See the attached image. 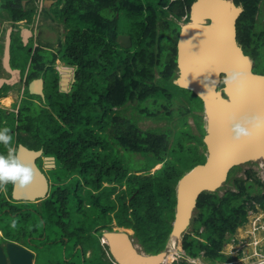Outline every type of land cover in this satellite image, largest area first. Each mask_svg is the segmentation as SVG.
Wrapping results in <instances>:
<instances>
[{"label":"trees","instance_id":"1","mask_svg":"<svg viewBox=\"0 0 264 264\" xmlns=\"http://www.w3.org/2000/svg\"><path fill=\"white\" fill-rule=\"evenodd\" d=\"M23 1L0 0L2 19L32 22L40 0H29L31 4L25 6ZM194 1L55 0L42 11L64 23L65 36L59 41V49L50 51L48 61L43 52L49 51L48 46L38 43L34 47L32 38L24 47L19 33H15L11 53L14 47L32 48L30 59L23 63V76L30 64L26 84L46 77L50 71L54 74L51 92L44 99L49 104V127L45 122L37 123L32 104L25 105V101L18 113L7 115L0 108V127L11 122L9 128L17 135L12 147L24 143L31 149L43 148L47 155L55 156L56 167L71 176L64 184L55 174L57 180L49 195L38 203L17 202L12 198L13 185H6L0 192V223L6 240L43 252L45 264H115L108 247L101 252L92 247L90 223L94 221V229L102 233L112 230L110 225L116 221L117 226L134 231L147 253L166 250L176 214L178 181L207 158L203 99L174 83L178 77L180 24L168 13L187 15L188 21ZM234 1L244 6L237 20V39L254 59V71L264 74V27L260 29L258 17L264 0ZM171 23L176 28L171 30ZM2 32L4 29H0ZM124 34L131 36L130 47L118 40ZM58 57L66 66L75 67V81L68 91L60 89V73L55 67ZM61 69L65 83L69 82L70 71ZM9 90V85L0 87V97ZM26 93L30 94L29 89ZM130 109L131 116H127ZM190 114L197 133L188 124ZM174 116L177 121L173 127L170 123L163 128L143 129L138 124L143 117L172 122ZM5 117L9 120L4 124ZM0 152H7L2 144ZM159 163L162 166L152 172ZM240 168L237 165L231 169L227 182ZM253 174L247 171L253 180L233 178L238 191L200 194L192 229L182 236L188 256L199 257L204 251L203 259L209 264L236 260L222 253L225 242L247 221L249 210H257V204L264 207V182ZM27 204L34 209L26 208ZM31 212H35L40 225L33 224L29 230ZM20 231H27L31 240L19 238ZM52 234L61 237L65 246L66 254L57 260L53 256L58 245L53 243Z\"/></svg>","mask_w":264,"mask_h":264},{"label":"water","instance_id":"2","mask_svg":"<svg viewBox=\"0 0 264 264\" xmlns=\"http://www.w3.org/2000/svg\"><path fill=\"white\" fill-rule=\"evenodd\" d=\"M46 1L49 4L54 2V0ZM243 11L244 6L236 4L234 0H196L191 5L189 21L181 24L178 41V77L174 83L182 88L192 90L203 99L206 120L204 142L207 147V158L204 163L198 164L186 172L178 181L176 188V214L170 237L171 241L180 239L187 231L201 193L204 191H217L227 181L229 172L233 167L247 162L258 161L259 159L264 161V126L253 129L250 136L238 141L233 140L231 134L227 135L225 131L223 132V137L217 138L221 128L216 125L213 116L221 107L222 110L217 112L220 115L219 117L223 116L224 111H233L231 108L234 106V102L237 101L235 100L236 98L244 100V105L240 104L236 111L241 113L253 112L254 110L250 111L249 109L251 108V101L257 95L259 99L255 110H258L264 116V74L254 71V59L245 53L243 46L237 39V20ZM191 33L204 34L206 37L213 36L219 39L216 50V57L218 58L216 60L221 62L222 65L217 63L213 65L214 63L212 64L213 60L211 59L209 67L228 70L237 69L245 73V78L236 85L237 90L234 86L225 88L223 85L220 87L222 83L220 81L224 75L222 72L215 73L214 80L216 83L214 85L211 82L206 84L203 80H200L198 75L203 73L204 66L212 54H208L205 51L203 55L202 48L194 46L192 51L188 49L193 53L192 57L187 59L185 55L187 46H185L183 41ZM223 39L226 47L222 43ZM118 40L124 47H130L132 44L130 35H120ZM10 44L11 35L8 34L3 59L4 66L12 71L13 74L18 75L20 71L12 69L9 64ZM201 53L202 55L200 56ZM65 68L70 71L71 76L72 73L74 75V68ZM63 76L64 74H61V83L62 85H67ZM6 81L12 82V80L0 78V86ZM74 81L75 78L73 77L71 82L73 83ZM206 85L213 89L207 92ZM29 92L33 95L45 97L42 77L30 81ZM214 101L218 103L217 109L210 106ZM17 153L24 163L31 164L34 169V176L31 183L26 187L13 186L12 198L16 201L28 202L44 199L50 193L51 183L50 178L37 165V159L43 154V149H31L20 143ZM44 159L46 169L56 167L55 156L45 155ZM188 204L190 209L185 212ZM120 228H113L103 232V236L108 240V248L115 260V264L161 263L160 257L167 251L149 254L131 237L132 229ZM34 257L35 253L33 251L13 241L6 242L5 250L0 246V264H34Z\"/></svg>","mask_w":264,"mask_h":264},{"label":"rangeland","instance_id":"3","mask_svg":"<svg viewBox=\"0 0 264 264\" xmlns=\"http://www.w3.org/2000/svg\"><path fill=\"white\" fill-rule=\"evenodd\" d=\"M168 13H169V18L171 20L183 23V21L185 19V16H180L179 17V16H177V15H175L172 12H169V11H168ZM35 16H36V12L33 14V19H34ZM45 17H46V15L43 14V16H42V12H40V16L37 15V18H35L34 23H32L34 25L33 26V28H34L33 36L34 37H32L33 40H34V47H36V45L39 43L41 45L48 46L49 49L50 48H55V47L59 49V47L57 45H55V44L59 43L60 40H63V38L65 36L64 35V33H65V25H64L63 22H61L59 20L56 21L54 19H49V16L47 18H45ZM258 17H260V19H259V22H260L259 27L261 29L262 27H264V2L261 4V10H260V13H259ZM51 20H53V21H51ZM122 24L125 25L124 23H122ZM35 25H38V29L35 28ZM170 25H171L170 26L171 30L176 28V24L171 23ZM20 27H25V25L21 24ZM40 27H41V29H40ZM40 33H41V36L36 37V35L40 34ZM4 42H5V34H3V37L0 36V44H1L0 45V78L5 79V80H7V79L11 80V79L14 78L15 75L12 76L7 71V69L3 66V65H5L4 61H3V58H4V45H5ZM45 43H47V45ZM19 52H21V54ZM43 52H44L45 56H47V61H48L49 58H50L49 55H52V54L48 50H43ZM29 53H30L29 49L27 51L26 49H23V48L19 49L17 47H14L13 48V52H12V66L13 67L19 66V67H21L20 69L24 71L25 65L23 63L25 62L24 61L25 59H30ZM56 62H57L58 68L61 69L62 66H63L61 64V62H59V63H58V61H56ZM18 64H21V65H18ZM53 76H54V74L50 71L49 74L45 77V79H46V90H45L46 91V95H48L51 92V89L49 88V85L51 84ZM222 86H223V83L220 84V87H222ZM18 87H19V85H18ZM20 88L18 89V91H16L15 89H12L11 91H9V96H12L9 99H6V100L0 99V101H2L3 105H4V106H0V107H6V108L10 109L13 106L15 111H19V107L20 106L18 104L19 103L21 104L22 100L25 101V105L31 103L32 106H33V113H35L34 117H35V119H37V123L40 124V125H43V122H45V124L49 127V104L44 103V98L41 95L38 96V95L25 93L24 97L21 100L20 96H21V92H22V87L20 86ZM64 89H67V88L64 87ZM19 91H20V95L18 93ZM15 100L17 101V103H16L17 106L16 105H10L11 104L10 102L12 101V103H13V101H15ZM177 105H179V104H177ZM174 107H175V105H174ZM126 113H127V116H131V109L127 110ZM135 113L137 114V112H135ZM201 113L205 117V113L204 112H201ZM5 120L8 122L9 118L5 117ZM176 121H177V116H174L172 122H168L166 119H160V120L158 119V120H156V119H153V118H150V117H143V118H139L138 124L143 129L155 128V127L163 128L164 126L169 125L170 123H171L170 124L171 127H173L174 123ZM188 124L192 128L193 132L197 133L198 130H197V127H196L195 119H194L193 115H191V114L188 116ZM11 125H12V123L8 122L5 125V127L9 128ZM174 130H175V128H174ZM12 134H13V141L15 142V140L17 139V135H15L14 133H12ZM189 142L195 143L194 140H189ZM121 150H123V149L121 148ZM201 150H203V148H201ZM135 158L136 159L140 158V155H136ZM39 165L42 166V169H44L43 171H45L46 174L49 176L50 183H51V188H52V185L54 184V182L57 180V179H55L56 175H57L58 178L61 179V183L65 184L66 182L67 183L69 182L67 180V178L69 176H71V173L63 171V169L60 166L56 167V168H52V169L51 168L45 169V164L44 163L42 164L41 161L39 162ZM161 166H162V163L157 164L152 169V172H154L155 170L159 169ZM240 166H241V168L238 169L234 174H232L231 178L232 177L233 178L234 177H241V178H243V180H253V178H249L247 176V171L251 170L252 173H254L253 175L255 177L260 178L264 182V161L263 160L254 161V162H247V163H244V164H242ZM233 178L230 181H228V182L226 181L218 189L217 192L220 195H223L228 189L232 190V191H238L237 187L235 185H233V182H232ZM104 184L108 185V182H104ZM257 185L258 184H255V186H257ZM124 188H126V185L123 186L122 189H124ZM1 191H5V186L1 187L0 192ZM119 191H120V188H118V190H116V192L112 195V198L116 199L117 193ZM253 194H255V193H253ZM24 206L26 208H29L30 210L34 209V206L31 205V204H27V205H24ZM257 206L261 207L259 204H257ZM196 213H197V210L195 209L193 211L191 223H190V225H189V227H188L186 232H188L189 230L192 229V220L195 217ZM263 213L264 212L262 210L256 211V212L253 211V210H249V213L247 215V221L244 224L240 225L238 227L236 233L233 236H230L229 240L227 242H225V244H224V246L222 248V253H224L226 256L231 257V255H237V254H240V253L244 254V256H246V258H245V260H243V262L240 261V258L238 256H236L237 257V260H236L237 262H232V264H253V263L255 264V262L257 260L255 259V261H254L253 259H251V257H252L251 253H255L256 249L258 250L259 253H262L261 248H256L254 243H252V246L243 247L241 242H236L235 240H233V238L236 239V237H238V238L246 237L247 230H249V229L253 230V227H251V225L249 223V219L261 218L263 216ZM0 218L1 219L3 218V216H1V214H0ZM106 222H109V221L106 220ZM33 224H36L37 226L40 225L38 218L35 217V212H31V219L27 223V227L29 228V230L32 228ZM110 226H113V228L120 227V226L116 225V221H113V223ZM95 227H96V223L94 221H92L90 223V228H91V230L93 232V234L91 236V241H90V243L92 244V247L95 248V249H99L100 252L103 249L108 250V248H107L108 244L102 243V237H104V236H101V234L103 232L102 233L101 232H97L94 229ZM123 228H125V227H121L120 229H123ZM203 228L204 227H201L200 231H202ZM0 229H2L4 231L2 223H0ZM261 230H262L261 228H258V229L255 230L254 235L257 238L255 240L263 241L261 239L263 237V234H262ZM103 231L105 232V231H107V229H105ZM133 233H134V231L131 232V237L135 240V242L139 246L142 247V245L137 241V238L134 236ZM4 237H5V234H4ZM18 237L21 238L22 240H24V239H26L27 241L31 240L30 234L27 231H20L18 233ZM50 237L52 238L53 243L55 245H58L57 247L54 248V251L57 253V255L53 256L54 260H57L58 258H60L61 254H63V255L66 254L64 252V249H65L64 247L65 246L63 245V247H62L61 237L58 238L54 234L50 235ZM100 238H101V243L99 242ZM181 241H182V238H180L178 240H175V242H174V240L169 242V244L167 245V249L165 250L167 252L165 253L166 255H165V258H164V262L161 263V264H179V261L183 262L184 259H186L185 261L188 262V264H207V262L204 259H201V257L200 258H196V262L192 263L191 260L184 255V252H183V250L181 248ZM107 242H108V240H107ZM26 244H28V242H26ZM171 248H173V249H171ZM60 249H61V251H60ZM142 249H143V247H142ZM30 250L35 253L34 264H45V260H44L45 254L43 252L38 251V250H34V249H30ZM90 253H91V251H88L87 255H89ZM259 253H257V256L264 260V256H261ZM103 258L105 259L106 257L103 256ZM105 263H107V260L105 261Z\"/></svg>","mask_w":264,"mask_h":264},{"label":"clouds","instance_id":"4","mask_svg":"<svg viewBox=\"0 0 264 264\" xmlns=\"http://www.w3.org/2000/svg\"><path fill=\"white\" fill-rule=\"evenodd\" d=\"M40 12L41 11H39V14ZM186 18L187 15H185V19L183 23H186L185 22L187 21ZM189 19H190V15H189ZM64 66L72 67V66H66V64ZM72 68H74V74H75V67ZM222 73H224V75L220 82L223 83L225 88H229L232 87L233 85H237L245 78V73L237 69H229L226 71H222ZM26 77L27 76H23L24 83L27 82ZM73 77L74 75L72 73V78ZM204 79L207 81L209 78L207 79L204 78ZM211 83L214 85L216 81L212 80ZM206 87H207V92L213 89L212 87H208L207 85ZM28 88H29V84H28ZM227 119H228L229 132L231 134V138L237 141L242 138L250 136L252 134L253 129L264 126V116L258 113H249V112H244L240 114L230 113ZM12 143H13V134L11 132V129L8 127H0V144L4 145L7 148L6 153L0 152V187L6 186L8 184H12L13 186H19L23 188L29 185L33 180L34 169L31 166V164H26L19 158L17 151L11 146ZM181 248L184 254H187L182 247V241H181ZM200 257L202 258L204 256H199L197 258Z\"/></svg>","mask_w":264,"mask_h":264},{"label":"flooded vegetation","instance_id":"5","mask_svg":"<svg viewBox=\"0 0 264 264\" xmlns=\"http://www.w3.org/2000/svg\"><path fill=\"white\" fill-rule=\"evenodd\" d=\"M49 19H51V18H49ZM189 20V19H188ZM185 22H187V21H185ZM179 24H180V27H181V23L180 22H178ZM180 31H181V29H180ZM180 31H179V33H178V38H177V59H178V41H179V36H180ZM32 36H33V32H32ZM30 49V48H29ZM57 60H59V62H61V64L62 63H64L63 61H61L60 60V58L58 57L57 59H56V61ZM58 62V63H59ZM178 65V64H177ZM55 67H56V69L59 71V73H60V89L62 90V89H64V87H63V85H62V83H61V74H64L63 73V71H61V69L60 68H58V66H57V62L55 63ZM63 68H65V66L63 67ZM23 77L21 76V74H20V78L18 79V80H15V81H12V82H4L3 84H2V86H0V87H3L4 85H9L10 86V91L12 90V89H15L16 91H18V89L20 88V86L22 87V92H21V96H20V98L22 97H24V95H25V93H26V90L27 89H29L28 88V84L29 83H27L26 84V82L24 83V81H23V79H22ZM43 78V91H44V94H45V97H46V79H45V77H42ZM18 85H19V87H18ZM67 89H65V91H67V90H69L70 88H71V84L68 86V87H66ZM21 89V88H20ZM19 93V95H20V91L18 92ZM18 95V96H19ZM12 97V96H11ZM45 97H43L44 99H45ZM23 101V100H22ZM2 103V104H1ZM11 104L10 105H15L14 103H17V101L15 100V101H13V103H12V101L10 102ZM0 106H4L3 105V102L2 101H0ZM19 106H20V104H19ZM0 108H2V109H4L5 110V112H6V114L7 115H10V113H12V112H17L18 113V111H15L14 110V108H13V106H12V108H10V109H8V108H6V107H0ZM3 123L5 124V123H7V121L4 119V121H3ZM20 143H18L17 144V148H16V143L14 144V146H13V148L14 149H16V151H17V149H18V145H19ZM22 144H24V143H22ZM25 145V144H24ZM27 146V145H26ZM28 147V146H27ZM30 148V147H29ZM41 149H43V148H41ZM45 155H47L46 153H45V150L43 149V154L40 156V157H38V159H37V165L41 168V170H44V169H42V166H40L39 165V162L41 161L42 162V164L44 163L45 164V159H44V157H45ZM46 166V165H45ZM46 169V168H45ZM47 169H49V168H47ZM45 174H46V172L45 171H43ZM46 176L47 177H49L47 174H46ZM8 197V196H7ZM17 202H28V201H17ZM36 202H39V201H36ZM260 210H262L263 212H264V207H262V209H261V207H258V209L257 210H254L255 212L256 211H260ZM249 223H250V225H251V227H253L254 226V223H256L257 225H256V227H255V229H258V228H261L262 230V234H263V237L261 238L263 241H258V240H256V243H254L255 242V239H257L256 237H255V235H254V232L255 231H253V230H251V229H249V230H247V235H246V237H242V238H238V237H236V242H241V244H242V246L243 247H248V246H252V243H254L255 244V247L256 248H261V251H262V253H259L258 252V250L256 249L255 250V253H251L252 254V257H251V259H253L254 261H255V259L257 260L256 262H255V264H264V260L263 259H261L260 257H258L257 256V253H259L261 256H264V213H263V216L261 217V218H259L258 219V221H256V219H249ZM4 231L2 230V229H0V246H2L3 247V249L5 250V244H6V242L7 241H13V242H16V243H19V244H21L20 242H18V241H15V240H6V238L4 237ZM246 238V239H245ZM21 245H23V244H21ZM23 246H25V245H23ZM26 247V246H25ZM28 248V247H27ZM28 249H30V248H28ZM167 249V248H166ZM165 251V250H164ZM187 258H189L190 260H191V262L192 263H195L196 261H195V259L197 258V257H190V256H188L187 254H184ZM200 256H204V251H202L201 253H200ZM232 257H236V256H238L239 258H240V261H242L243 262V260H245V258H246V256H244V254H242L241 255V253L240 254H237V255H231ZM185 258V257H184ZM201 259H203V257L201 258ZM186 259H184L183 260V262H180L179 261V264H183V263H185V264H188V262H186L185 261ZM188 260V259H187ZM236 260H237V257H236ZM236 260H234V261H224V262H222L223 264H232V262H237ZM207 264H209L208 262H207ZM254 264V263H253Z\"/></svg>","mask_w":264,"mask_h":264},{"label":"bare ground","instance_id":"6","mask_svg":"<svg viewBox=\"0 0 264 264\" xmlns=\"http://www.w3.org/2000/svg\"><path fill=\"white\" fill-rule=\"evenodd\" d=\"M205 39V40H204ZM203 40V41H202ZM219 42V39L217 38V37H213V36H209V37H206V35H197V34H189L188 35V38H186V39H184V41H183V43L185 44V46H187V48H185L186 49V58L187 59H190L191 57H192V53L193 52H190L188 49H190L191 51L194 49V46L195 47H199V48H202L201 49V51L203 52V55L205 54V51H207L208 52V54H212L211 56H210V58H209V61L205 64V66H204V69L205 68H211V67H209V62H211L210 60L212 59L213 60V62H212V64L213 65H215L216 63L218 64V65H222L221 64V62H217V60H216V58H218V57H216V50H217V43ZM223 45H224V47H226V43H225V40L223 39ZM204 44V45H203ZM202 55V53L200 54V56ZM190 64H192V63H190ZM215 73L216 72H213V71H203V73L201 74V75H198V77L200 78V80H203L206 84H208V83H210L212 80H214L215 79ZM204 78H209L207 81L204 79ZM234 87H235V89L237 90V86L236 85H233ZM35 87H37L38 88V86L37 85H35ZM258 99H259V96L257 95L256 97H255V99H253L252 101H251V108L249 109L250 111L251 110H254L253 112H250V113H258V114H260V112L258 111V110H255V107H256V104H257V102H258ZM235 100H237L236 102H234L235 104H234V106H232V108H231V110H233V111H224V114H223V116L222 117H219L220 115H218L217 114V112H219V111H221L222 110V107L219 109V110H217L216 112H215V114L213 115L214 116V118H215V121H216V125L217 126H220V134L217 136V138H221V137H223V132L225 131V133L227 134V135H230V132H229V125H228V119H227V117H228V115L231 113H241V112H239V111H236V110H238V106L241 104V105H244V100H242V99H240V98H236ZM217 105H218V103L217 102H215L214 101V103L212 102V104L210 105L212 108H214V109H217ZM258 105V104H257ZM247 112H249V111H247ZM244 113V112H243ZM260 115H262V114H260ZM220 119V120H219ZM219 120V121H218ZM222 127H224V128H222ZM260 160V159H259ZM187 209L185 210V212H187V211H189V209H190V205L188 204L187 205ZM174 242H175V239H174ZM172 247V246H171ZM171 249H173V248H171ZM165 255L166 254H163V256H161L160 258V260H161V263H163L164 262V258H165ZM160 263V264H161Z\"/></svg>","mask_w":264,"mask_h":264},{"label":"crops","instance_id":"7","mask_svg":"<svg viewBox=\"0 0 264 264\" xmlns=\"http://www.w3.org/2000/svg\"><path fill=\"white\" fill-rule=\"evenodd\" d=\"M54 2H55V0H54ZM54 2L53 3H51V4H49L46 0H40V1H38V11L36 12V16L34 17V18H37V15L38 16H40V14H39V11H41L42 12V16H43V14H45V12L44 11H42L43 10V7H47V8H49V7H51L53 4H54ZM31 4L30 3V1L29 0H25V2L23 1V5L25 6L26 4ZM46 15V14H45ZM48 17V15H46V17L45 18H47ZM46 20V19H45ZM34 21H35V19H33L32 20V22H28L27 20H20V21H17V22H14V21H12V20H10V19H8V20H3L2 19V17L0 16V29H4V32H2L1 34H0V36L1 37H3V34H5V45H4V52H5V46H6V41H7V35L8 34H10L11 35V44H12V42H13V37H14V35H15V33H19V37H20V39H21V42L23 43V46L24 47H28L29 46V44H30V42H31V40H32V37H34V36H32V32L34 33V28H33V24L32 23H34ZM51 21H53V20H51ZM21 24H23V25H25V27H20L21 26ZM21 28V29H20ZM35 28H37L38 29V25H35ZM40 29H41V27H40ZM56 34V33H55ZM39 36H41V33L40 34H37L36 35V37H39ZM11 44H10V53H11ZM1 45V44H0ZM55 45H59V43H56ZM37 46V45H36ZM30 51L32 50V48H30L29 49ZM52 48H50L49 49V51H51L52 52ZM54 52H56L57 51V48L55 47V50H53ZM4 59V58H3ZM58 62H59V60H57ZM9 64H10V66H11V68L12 69H14V70H19L20 72L18 73V75H15V74H13V72L12 71H10V70H8L4 65V67L7 69V71L12 75V76H14V78L13 79H11L12 81H15V80H18L19 78H20V74H21V76L23 77V74H22V70L20 69L21 67H19V66H16V67H13L12 66V53L10 54V62H9ZM62 65H63V63H62ZM29 66H30V64H28V68H27V70L29 69ZM64 67V65L62 66V68ZM26 70V73H25V76H27V73H28V71ZM61 71H62V69H61ZM70 80H69V82H67V85H63V87H68L72 82H71V80H72V76L70 75ZM23 79V78H22ZM8 80V79H7ZM70 90V89H69ZM10 91V90H9ZM9 91L7 92V95L5 96V97H0V99H4V100H6V99H9L11 96H9ZM62 91H65V89H62ZM21 99H22V97H21Z\"/></svg>","mask_w":264,"mask_h":264},{"label":"snow or ice","instance_id":"8","mask_svg":"<svg viewBox=\"0 0 264 264\" xmlns=\"http://www.w3.org/2000/svg\"><path fill=\"white\" fill-rule=\"evenodd\" d=\"M228 69H224V68H220V69H217V68H214V67H211V68H205L204 71H213V72H222V71H226ZM232 114H240V113H232Z\"/></svg>","mask_w":264,"mask_h":264},{"label":"built area","instance_id":"9","mask_svg":"<svg viewBox=\"0 0 264 264\" xmlns=\"http://www.w3.org/2000/svg\"><path fill=\"white\" fill-rule=\"evenodd\" d=\"M253 210V209H252ZM254 211V210H253ZM259 219V218H258ZM258 219H256V221H258ZM256 223H254V226H253V231H255L256 229H255V227H256ZM233 240H236L235 238H233ZM102 243H105V244H108V242H107V240L105 239V237H102ZM254 243H256V240H255V242ZM103 245V244H102Z\"/></svg>","mask_w":264,"mask_h":264}]
</instances>
